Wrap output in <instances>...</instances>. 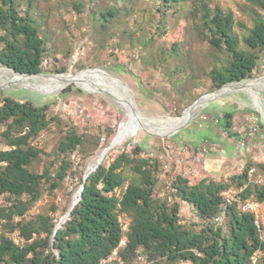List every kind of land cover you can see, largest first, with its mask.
<instances>
[{
	"label": "trees",
	"instance_id": "16d2710c",
	"mask_svg": "<svg viewBox=\"0 0 264 264\" xmlns=\"http://www.w3.org/2000/svg\"><path fill=\"white\" fill-rule=\"evenodd\" d=\"M153 1L160 11L171 9L180 13V3L185 0ZM255 1L264 8V0ZM33 2L0 0V30L3 32L0 66L19 73L42 72L46 59L44 37L29 14ZM193 9L192 13L200 20L196 24L200 36L213 47L225 49L230 56L226 65L211 70L209 91L228 82L253 77L258 55L264 50V19L257 14L254 16V25L244 38L248 49H243L238 47L232 31L230 11L224 12L218 6L211 9L204 1ZM115 12L112 7L102 12L101 26H105ZM169 54L177 55L174 47ZM70 86L73 84L61 89V97L69 92ZM76 91L84 92L78 88ZM48 107L47 101L37 104L11 96L0 100V125L5 126L2 135L6 145L0 149V223L21 240L16 243L0 231V264H103L101 259L118 245L122 236L125 243L118 249V255L129 264L138 256L149 264H176L180 259L187 264H264V240L253 223L254 216L240 209V202L246 198L264 201V183L249 184L230 205L225 206L221 195L226 188L246 182L251 162L229 181L201 178L191 182L179 171L171 181L169 200L160 197L156 189L158 172L163 170V165L158 158L143 155L144 148L137 145L131 152L117 154L109 164L105 161L107 156L104 157L90 172L83 182L79 201L55 233L57 220L52 215H29L45 186L53 191L65 179L73 164L71 155L84 142V135L70 128L57 147L61 153L57 169L32 170L30 164L41 155V149L33 145L32 140L47 129L52 120ZM232 117V112L224 114L223 127L231 136H238L229 131ZM113 135L110 129L104 146ZM94 154L90 153L89 158ZM87 162L82 164L83 175ZM259 166L264 167V164L259 163ZM126 169L132 173V179L127 180ZM183 203L192 206L199 223L181 222ZM221 212L223 221L215 224L213 219ZM121 219L126 222L125 230L121 228ZM198 226L201 227L196 229Z\"/></svg>",
	"mask_w": 264,
	"mask_h": 264
},
{
	"label": "rangeland",
	"instance_id": "374dc122",
	"mask_svg": "<svg viewBox=\"0 0 264 264\" xmlns=\"http://www.w3.org/2000/svg\"><path fill=\"white\" fill-rule=\"evenodd\" d=\"M202 1L211 9L218 6L224 12L232 13V31L237 37L238 47L248 49L244 38L254 25V16L257 14L264 19V8L255 0H185L180 3V13L171 9L160 11L153 0H34L29 14L38 26L39 34L44 37L47 49L44 74L36 75L77 73L98 68L112 75L129 92L133 90L134 100L151 121L156 122L157 116L161 115L180 116L198 97L212 92L209 91L211 70L221 68L230 60L225 49L213 47L199 34L196 24L200 20L192 12L193 8L200 7ZM110 7L116 9L115 15L101 26L104 21L102 12ZM2 33L0 30V36ZM2 43L0 40V47ZM171 47L175 48L177 55L169 54ZM4 68L0 66V69ZM262 76L264 50L258 55L254 76L241 83L255 81ZM72 84L69 92L61 97V89ZM263 87L260 84L256 89L264 103ZM76 88L87 94L78 93ZM3 96L19 101L32 100L37 104L49 102L47 113L52 120L48 128L32 140V144L41 149L40 157L30 164L36 172L57 169L61 159L57 147L70 128L84 135L83 144L71 155V171L53 191L45 186L29 211V215H52L57 223L62 224L65 221L64 209L71 202L74 190L80 186L82 164L89 160L90 153H96L105 145L110 129L113 136L116 135L124 123V111L111 94L84 89L75 82L50 89L3 84L0 85V100ZM221 96L207 105L193 108L185 123L190 120L173 135L170 134L178 127L164 133L139 130L109 151L105 156L106 164L117 154L142 146L143 155L158 158L163 165V170L158 172L156 189L160 197L169 200L171 181L179 172L174 162L179 155L177 147L183 143L190 149L191 161L194 150L207 140V152L197 165L198 173L188 176L191 182L201 178L229 181L248 162L264 170L259 166V163L264 164V141L261 138L264 124L254 103L248 93L240 89ZM226 112L233 113L231 132L237 133L239 129L248 132L252 125L258 127V131L246 139L248 150L242 152L238 136H231L223 127ZM251 115L257 118L253 124L249 120ZM4 129L5 126L0 125V149L6 147L2 135ZM125 174L127 180L132 179L128 169ZM180 218L186 225L199 223L195 210L187 203L182 204ZM0 231L21 243L17 234L9 232L2 223Z\"/></svg>",
	"mask_w": 264,
	"mask_h": 264
},
{
	"label": "bare ground",
	"instance_id": "6f19581e",
	"mask_svg": "<svg viewBox=\"0 0 264 264\" xmlns=\"http://www.w3.org/2000/svg\"><path fill=\"white\" fill-rule=\"evenodd\" d=\"M71 82H75L79 87L84 89L99 90L111 94L114 97V101L124 111L125 115L124 123L122 124L121 128L116 133V135L111 138L113 145L106 150H104V147L107 145L102 146L94 155L89 158L86 173L93 170L98 164L99 160L102 161L110 150L123 144L129 137L136 134L139 130L147 129L156 133L171 132L173 130L169 129L179 127L191 116V111L186 108L180 116H170L168 114L161 115L157 116L158 119L156 122L151 121V119H149L138 106L128 89L121 85L112 75L98 68L86 69L78 71L77 73L66 72L48 76H25L14 73L7 68L0 69V85L16 84L30 88L35 87L36 89H50L58 88ZM260 84L264 85V76L248 83L225 85L219 90L218 93L219 95H223L225 92H234L239 89L247 92L250 99L254 103L255 108L261 112L264 119V103L263 100L261 101L259 99L260 94L256 89V87H258ZM262 90H264V87ZM214 95L215 92H210L199 98L196 106H203L207 103V100H209ZM79 195L80 186L74 190L70 206L72 203L78 200ZM65 213H67V211ZM66 217L67 216L64 214L63 219Z\"/></svg>",
	"mask_w": 264,
	"mask_h": 264
},
{
	"label": "built area",
	"instance_id": "2783aa9c",
	"mask_svg": "<svg viewBox=\"0 0 264 264\" xmlns=\"http://www.w3.org/2000/svg\"><path fill=\"white\" fill-rule=\"evenodd\" d=\"M47 59H44L43 65H45ZM249 120L253 123L257 120L254 115L249 117ZM258 131V127L256 125H252L248 132L239 129L237 131L238 134V142L239 147L242 152L248 150V146L246 144V139L251 138ZM261 138L264 141V134H261ZM179 155L176 156L174 162L176 164V168L178 171L182 173V175L188 177L191 174H197L198 168L197 165L202 162L205 153L207 152V140H203L197 150H194V154L189 160L191 154L190 149L187 144L183 143L178 145L177 147ZM166 152L169 153V150L166 149ZM244 167H242V170ZM264 183V170H260L258 167L251 165L247 169V180L244 184L240 186H230L221 192L222 198L224 200L225 206L232 204L235 200H237V194L241 192L246 186L249 184H262ZM264 201L254 200L252 198H246L240 202V209L244 212H251L254 216L253 223L256 226V229L259 233L261 239L264 240V213H263ZM223 221V212L218 213L213 222L215 224H221ZM122 222V230L126 228V222L124 219H121ZM125 243V236H122L118 245L104 258L101 259L103 264H129L124 262L120 256L118 255V249ZM253 261L255 262V256L253 257ZM131 264H149L145 259L141 256H138L136 260ZM176 264H187L186 260L180 259Z\"/></svg>",
	"mask_w": 264,
	"mask_h": 264
},
{
	"label": "water",
	"instance_id": "95a60500",
	"mask_svg": "<svg viewBox=\"0 0 264 264\" xmlns=\"http://www.w3.org/2000/svg\"><path fill=\"white\" fill-rule=\"evenodd\" d=\"M5 68L11 70V71L14 72V73H17V74H20V75H25V76H31V75H36V74H44V73H42V72L35 73V74L19 73V72L15 71L14 69H11V68H8V67H5ZM242 81H243V80H241V81H237V82H228V83H225L224 85H222V86H221L220 88H218L217 90L212 91V92H215V95L212 96L209 100H207V104H208L209 102H211L212 100H214V99H217V98H219V97H222L221 95H219L218 92H219V90H220L223 86H225V85H229V84L237 85L238 83H241ZM130 92H131V96L134 97L133 90L130 89ZM208 93H210V92H208ZM198 98H199V97H198ZM198 98H197V99H196L191 105H189V106L187 107L189 111H192L193 108L196 106L197 101H198ZM207 104H206V105H207ZM203 108H205V106H204ZM257 111L259 112V114H260V119H261L262 123L264 124V119H263V116H262L261 112H260L259 110H257ZM189 120H190V119H189ZM189 120H188V121H189ZM188 121H187V122H188ZM187 122H186V123H187ZM186 123L180 125V126L176 129V131H174V132L171 133L170 135H173L174 133H176V132H177L181 127H183ZM165 136H166V135H165ZM165 136H164V137H165ZM112 145H113V143H112V140H111V142H110L106 147H104V150L110 148ZM100 163H101V161L99 160L98 164L95 166V168H94L93 170H95V169L100 165ZM93 170H91L90 172H92ZM90 172L85 173V174L83 175V178H82L83 181H82V183H81V185H80V195H79V198H78V200H77L76 202L72 203V205L70 206V208H69V210L67 211V213H65L66 216H69V215H70V211L73 209V207H74V206L77 204V202L79 201V199H80V197H81V192H82V189H83V182L86 180V178H87V176L90 174ZM60 226H61V224H59V223L56 224V226H55V230H54V233L57 231V229H58Z\"/></svg>",
	"mask_w": 264,
	"mask_h": 264
}]
</instances>
